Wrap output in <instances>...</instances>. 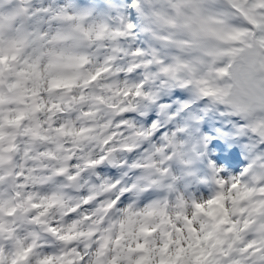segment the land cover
Wrapping results in <instances>:
<instances>
[{
  "label": "clouds",
  "instance_id": "obj_1",
  "mask_svg": "<svg viewBox=\"0 0 264 264\" xmlns=\"http://www.w3.org/2000/svg\"><path fill=\"white\" fill-rule=\"evenodd\" d=\"M0 264H264V0H0Z\"/></svg>",
  "mask_w": 264,
  "mask_h": 264
}]
</instances>
